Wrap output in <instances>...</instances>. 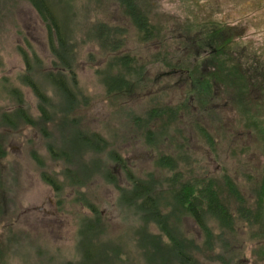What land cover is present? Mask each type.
Instances as JSON below:
<instances>
[{"label": "rangeland", "instance_id": "rangeland-1", "mask_svg": "<svg viewBox=\"0 0 264 264\" xmlns=\"http://www.w3.org/2000/svg\"><path fill=\"white\" fill-rule=\"evenodd\" d=\"M137 1L146 19L145 30L139 29L143 24L124 14L117 0H61L70 8L68 24L72 27L74 60L66 75L71 82L67 83L75 93L80 92L81 100H87L81 111L87 131L101 136L107 144L101 151L85 143L81 146L85 150L77 160L91 162V166L84 184L73 186L60 173L68 164L52 159L48 140L36 128L19 122L16 129L0 124V143L5 149V155L0 157V264H150L142 240L146 238L147 244L151 235L158 234L168 244L166 231L151 221L152 217L141 218L134 201H122L120 191H131L133 182L153 178L162 203L173 200L166 183L174 169L157 166L161 153L170 155L172 161L177 158L176 166L185 175V183L199 179L201 186L202 177L217 180L215 187L224 188L221 193L231 209L237 206L236 199L230 196L224 175L229 176L247 206L255 203V190L263 184L264 174V0ZM99 21L119 26L116 29L120 30L114 33L121 40L118 51L105 52L94 32H90ZM204 21L213 23L212 27H225L232 34L227 40L228 50L218 51L217 57L228 66L237 64L245 85L248 84L241 111L233 89H228L227 103L222 104L219 96L216 101L223 107L209 103L213 109L206 107L209 113L199 115L202 108L195 94L189 92L191 80L187 73L173 72L164 64L165 59L172 63L185 60V43L191 37L186 35L193 32L189 28ZM143 34L147 40L141 39ZM108 42L109 38L103 44ZM19 47L29 53L34 50L43 68L52 66L54 55L33 6L28 0H0V114L14 111L18 104L15 98L21 96V107L32 120H37L41 114L39 105L47 112L55 108H47L32 88L20 81V76L28 72ZM213 48L210 49L214 52ZM120 54L132 57L133 64L144 65L149 84L143 90L135 88L128 97L111 101L101 71L106 70L108 60ZM199 61L196 59V64L203 62ZM108 72L111 71L107 69ZM13 88L17 93L9 92ZM223 88L215 83L219 94ZM46 90L49 98L58 101L53 88ZM181 102L190 104L185 109L192 114L185 112L178 121L167 120L161 111L148 112L163 103ZM161 121L167 122L164 135L168 136L158 140ZM57 136V147H71ZM81 147L77 149L79 153ZM33 151L35 159L31 156ZM114 158L124 162H115ZM97 160L105 164L110 177L96 173ZM49 176L58 184L56 188L45 179ZM177 214L171 212L168 227L175 225ZM178 215L182 217V234L193 238L200 247L191 245L192 250L200 249L199 254L193 251L198 264H220L208 260L207 253L201 251L205 236L194 218L190 214ZM85 219L92 221L85 226ZM242 222L238 220L236 224L235 235L239 237L232 240L236 248L233 254L239 258L233 264H264L252 253L259 241L256 225L249 230L248 222ZM208 223L216 235L218 224L213 220Z\"/></svg>", "mask_w": 264, "mask_h": 264}, {"label": "trees", "instance_id": "trees-1", "mask_svg": "<svg viewBox=\"0 0 264 264\" xmlns=\"http://www.w3.org/2000/svg\"><path fill=\"white\" fill-rule=\"evenodd\" d=\"M29 3L36 10L46 32V41L48 48L52 55H54V61L50 68H43L39 56L33 51L29 53L23 47H19L22 57L26 63L28 72L27 75L20 76V81L32 88L33 92L38 96L39 101L44 103L47 108L51 109V112H47L39 105L41 114L37 120H32L29 115L23 110L21 104L23 102L21 96L15 98L17 106L14 111H5L0 114L2 125L8 126L11 129H16L20 124L28 125L36 128L43 138L48 140V150L51 152V157L54 160H62V162L68 164V167H64L60 170V173L64 175L66 180H70L73 186H80L84 184V176L91 166V162H86L83 159L78 161L75 156L77 154H83L85 148L81 146L85 144L91 145L95 149L102 150V147H106V141L97 134L83 130L81 127V116L76 114V108L83 104L85 106L86 101L81 100L80 92L72 89L68 86L67 72L71 71L73 67V41L71 39L72 27L68 24V18L70 14V8L67 4L61 2V0H28ZM118 3L124 9V14L135 20L137 24H143V27L139 29L145 30V16L143 11L139 8L137 0H117ZM64 4V5H63ZM206 22H199L196 25H192L190 30L193 29V34L189 33L186 36H191L186 44L184 52V58L178 59L177 62L172 63L165 58L164 64L173 69H187L192 79V92L197 97L200 107L202 108L200 113H203L206 107L218 106L216 101L220 97L216 89H214L215 83L220 84L223 87V91L228 93V89H233V95L239 103L240 111L243 109L247 96H245V87L248 84L244 79L242 73L238 70V65L228 66L219 57L217 53L226 52L228 50L227 40L230 35V30L225 27H212L205 24ZM115 27V28H114ZM95 28V29H93ZM91 28L90 32H94V37L98 39L101 45H103L105 52L114 53L118 51L121 46V40H117L114 35L120 30L118 25L111 26L108 23L97 22L95 26ZM148 29V28H147ZM220 29V31H216ZM115 33V34H114ZM148 33V31H147ZM114 37V39H113ZM109 38V42L103 44ZM143 38V39H142ZM111 39L112 42L110 41ZM145 39V35L141 37ZM26 43L31 47V42L26 38ZM195 43V45H191ZM192 46V47H191ZM195 46V47H194ZM214 47V48H213ZM210 48L214 49V52ZM219 48V49H218ZM217 49V52L215 51ZM205 51L208 55L205 56ZM159 55L156 54L157 58ZM183 55H181L182 57ZM196 59L201 60V64H196ZM135 60L126 54H120L113 56L108 60L106 70L111 72L106 73V70L101 71L102 79L107 87V97L113 100H118L122 97H126L132 94L139 86L145 87L149 80L145 77L146 69L144 65L133 64ZM116 69V72L113 70ZM72 85H75V81L72 78ZM53 88L54 93L58 95V101L49 98L47 95V88ZM10 93H17L16 89L9 90ZM223 94V93H222ZM211 98V99H210ZM81 101V102H80ZM211 106H210V104ZM153 112L158 114L159 111L165 114L172 115L176 121H178L181 115L190 108L188 102H181L176 105H167L157 107ZM213 109V108H212ZM189 111V110H188ZM205 113H209L206 112ZM187 114H192L187 112ZM211 116L216 117L212 112ZM212 117V118H213ZM49 124L53 125L49 128ZM151 124V122H149ZM199 125V124H198ZM166 126V125H165ZM55 129L53 131L52 129ZM160 140L164 138L165 131L163 124H160ZM205 128V127H204ZM163 129V130H162ZM206 129V128H205ZM67 131V134L65 132ZM151 131V129H150ZM179 131H181L179 129ZM60 141L67 140L71 147L68 149H62L56 146L55 133ZM153 132V131H152ZM149 134H152L148 132ZM154 134V133H153ZM158 133H155V135ZM157 137V135H156ZM81 147V152H78V148ZM84 149V150H83ZM80 154V155H81ZM5 155V149L0 143V157ZM31 155L34 157L36 152L33 151ZM75 155V156H74ZM112 156V154H110ZM115 162H124L121 158H114ZM96 167L98 170L96 173H101L104 178H107L110 173L108 170H104L105 164L102 161L97 160ZM157 166L169 167L174 169V173L171 177L167 178L168 183L166 185L171 188V194L173 200L167 203H162V194L156 192V185L152 180L147 182L138 183L133 182L131 191L122 189L120 191L122 201L132 199L136 205V211L144 220L155 221L159 228L166 231L168 238V244L161 241V235H151L148 243L152 245V248L145 243L144 238L142 240L143 245L146 248V256L150 264H169L174 261L178 264H198L199 260L194 258V252H198L200 249L192 250L193 248H200L196 245L193 238H187L182 234L181 227H179L182 217L178 214H190L197 225L202 229L205 236L204 250L207 253V258L213 262H219L220 264H230L236 260L237 255L233 252L236 250L233 246V239L238 238L237 222L243 221L245 224L248 222V228L251 230L255 225V235L259 237V241L256 242L257 247L253 248V255L260 262L264 263V174L263 184L258 186L255 190L256 200L251 206H247L245 198L242 194L233 186L229 179V176L224 175L223 180L228 187L230 196H235L236 207L231 209L225 204V200L222 196L224 188L220 186L215 187L217 180L214 178L202 177V185L199 184V179H195L192 183L183 182V172L176 166L177 158L172 161L170 155L161 153L157 156ZM40 163V161H38ZM176 169L178 171H176ZM108 172V174H106ZM45 174V173H43ZM55 175V174H54ZM110 177V176H108ZM186 178V177H185ZM53 187L56 188L58 184L52 179V177L45 178ZM82 180V181H81ZM155 181V180H154ZM130 193L131 196H128ZM151 195L154 197L152 198ZM164 200V198H163ZM174 201V204H173ZM176 203V204H175ZM174 205V206H173ZM169 208V210L167 209ZM173 210V211H172ZM171 212H178L175 216V225L168 227V218ZM183 212V213H182ZM3 211L0 207V217ZM153 215V216H152ZM96 217V216H95ZM94 217V219H95ZM147 218V219H146ZM97 219V218H96ZM208 220L216 221L219 230L217 234H214ZM92 219H85L84 225L90 224ZM97 221V220H96ZM141 234V233H140ZM263 236V238H261ZM141 239V237H140ZM263 242V243H261ZM194 251V252H193ZM236 259V260H235ZM151 261V262H150ZM238 264V262L236 263Z\"/></svg>", "mask_w": 264, "mask_h": 264}, {"label": "flooded vegetation", "instance_id": "flooded-vegetation-1", "mask_svg": "<svg viewBox=\"0 0 264 264\" xmlns=\"http://www.w3.org/2000/svg\"><path fill=\"white\" fill-rule=\"evenodd\" d=\"M205 56H207L208 55V52H206L205 51V54H204ZM170 68V67H169ZM172 69V71L174 70V71H176V70H179V71H184V72H186L187 73V76L190 78V80H191V82H190V85H191V89H190V91L189 92H191L192 93V79H191V76L189 75V71L187 70V69H173V68H171ZM173 71V72H174ZM148 84H149V82L147 83V85L145 86V87H142V86H139V87H137V88H141V90H143V89H145V88H147V86H148ZM137 90V89H136ZM135 92V91H134ZM131 95V94H130ZM130 95H128V96H130ZM128 96H126V97H128ZM226 97H227V95H226V93H224L223 92V94L221 93L220 94V99H222L223 100V103L222 104H224V103H227V100H226ZM228 98V97H227ZM211 99V98H210ZM163 104H167V103H163ZM167 105H169V104H167ZM218 106H221V107H223L222 105H218ZM217 107V106H216ZM84 108H85V106L83 105V104H81V105H79L77 108H76V114L78 115V116H81V127L83 128V130L85 129V130H87V127L84 125V123H83V116H82V114H81V111H83L84 110ZM207 108H209V109H212V107H207ZM155 109H157L158 110V108H156V107H153V108H151L148 112L149 113H151V112H153ZM199 115H201V113L199 114ZM210 115H211V112H210ZM164 116H166V117H168V119L167 120H170V119H174V117L172 116V115H170V114H164L163 115V117ZM189 121V120H188ZM187 121V122H188ZM162 122V124H163V129L165 128L166 129V127H167V122L166 121H161ZM166 125V126H165ZM162 129V130H163ZM181 134V133H180ZM55 136H57L56 135V133H55ZM168 136V135H167ZM166 135H164V137L166 138L167 137ZM158 140H160V137L158 138ZM48 153H49V151H48ZM81 154V153H80ZM80 154H77V157L75 156V158L76 159H78V157L80 156ZM49 155L51 156V154L49 153ZM32 156V155H31ZM33 157V156H32ZM34 158V157H33ZM35 159V158H34ZM59 161H61L62 162V160H59Z\"/></svg>", "mask_w": 264, "mask_h": 264}]
</instances>
